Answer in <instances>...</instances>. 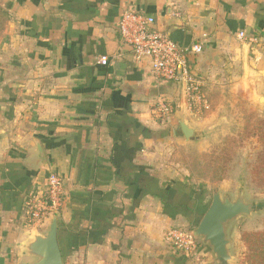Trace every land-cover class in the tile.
<instances>
[{"label": "crops", "instance_id": "0c3cea01", "mask_svg": "<svg viewBox=\"0 0 264 264\" xmlns=\"http://www.w3.org/2000/svg\"><path fill=\"white\" fill-rule=\"evenodd\" d=\"M128 7L182 45H203L190 67L207 98L232 83L264 109V0H0L1 252L33 261L24 200L55 171L65 264H192L165 233L197 226L203 211L170 152L189 142L181 122L195 129V114L184 85L154 75L122 41ZM160 100L173 105L169 117ZM209 252L194 256L207 264Z\"/></svg>", "mask_w": 264, "mask_h": 264}, {"label": "rangeland", "instance_id": "374dc122", "mask_svg": "<svg viewBox=\"0 0 264 264\" xmlns=\"http://www.w3.org/2000/svg\"><path fill=\"white\" fill-rule=\"evenodd\" d=\"M231 89L232 83H227L208 94V107H193L198 137L184 144L176 143L170 152L177 159L178 169L197 186L203 185L206 203H211L214 187L232 198L243 188L246 200L258 203V210L252 216L243 215L229 227L234 255L230 264H239L245 252L242 233L264 230V186L258 185L253 177L254 167L258 164L263 165L264 173V109L261 108L263 103H252L241 95V91ZM179 139H184L181 133ZM179 227L190 231L194 228ZM198 245L204 243L198 239ZM19 253L18 249L0 251V257L4 259L0 264H28V258ZM209 253L207 264H217L213 253ZM191 260L192 264H206V259L200 261L197 256H192Z\"/></svg>", "mask_w": 264, "mask_h": 264}, {"label": "built area", "instance_id": "2783aa9c", "mask_svg": "<svg viewBox=\"0 0 264 264\" xmlns=\"http://www.w3.org/2000/svg\"><path fill=\"white\" fill-rule=\"evenodd\" d=\"M153 15L124 8L118 30L123 42L131 46L136 61L149 60L151 70L157 77L172 80L185 87L186 97L192 107H208V99L203 90L204 83L191 71L190 55L203 51L201 43L182 45L168 33L155 27ZM247 39L245 31L238 34ZM109 57L102 55L99 63L107 65ZM174 112L173 105L160 100L157 113L160 117H169ZM64 178L58 172L49 173L44 189L32 191L26 195L23 207L25 227L35 231H44L54 215L61 210L64 200ZM168 244L185 256H194L199 250L198 239L188 229L170 228L165 233Z\"/></svg>", "mask_w": 264, "mask_h": 264}, {"label": "water", "instance_id": "95a60500", "mask_svg": "<svg viewBox=\"0 0 264 264\" xmlns=\"http://www.w3.org/2000/svg\"><path fill=\"white\" fill-rule=\"evenodd\" d=\"M181 128L187 140H195L198 137L196 130L186 122H181ZM258 207V203L246 200L243 188L237 192L235 198H232L223 195L217 187H214L209 207L191 232L209 247L217 264H230L234 260V255L231 250L232 239L229 237V227L243 215L252 216ZM31 237V241L22 244L25 254L33 258L28 264H65L59 242L57 215L52 217L46 230L35 231Z\"/></svg>", "mask_w": 264, "mask_h": 264}, {"label": "trees", "instance_id": "16d2710c", "mask_svg": "<svg viewBox=\"0 0 264 264\" xmlns=\"http://www.w3.org/2000/svg\"><path fill=\"white\" fill-rule=\"evenodd\" d=\"M263 165H256L253 170L254 181L258 185L264 186V173L262 172ZM199 189L200 199L202 200V214L205 213L210 203L205 202V189L202 186L195 187ZM200 218V220H201ZM61 222H59V229ZM241 240L245 246V252L239 260V264H264V230L244 231L241 235Z\"/></svg>", "mask_w": 264, "mask_h": 264}]
</instances>
